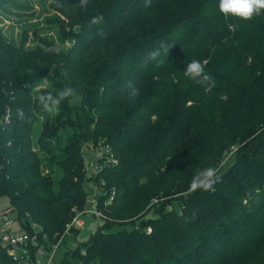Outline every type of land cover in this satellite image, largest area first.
I'll use <instances>...</instances> for the list:
<instances>
[{"label": "trees", "instance_id": "16d2710c", "mask_svg": "<svg viewBox=\"0 0 264 264\" xmlns=\"http://www.w3.org/2000/svg\"><path fill=\"white\" fill-rule=\"evenodd\" d=\"M27 2L0 0V13ZM218 5L49 0L56 40L0 34V196L25 231L61 234L85 211V182L103 179L104 227L84 255L69 252L81 264H264V11L225 19ZM192 60L207 61L214 86L184 76ZM65 88L74 95L45 110L39 97ZM98 142L117 164L87 177L83 147ZM208 167L213 190L188 194ZM171 201L179 209L165 212ZM150 204L155 217L130 221ZM115 222L131 229L111 231ZM0 264H19L2 245Z\"/></svg>", "mask_w": 264, "mask_h": 264}, {"label": "rangeland", "instance_id": "374dc122", "mask_svg": "<svg viewBox=\"0 0 264 264\" xmlns=\"http://www.w3.org/2000/svg\"><path fill=\"white\" fill-rule=\"evenodd\" d=\"M26 3L29 7L24 10H14L10 9L9 11H4L0 13V34L4 37H7L11 40H19L23 37V34H27L29 37L28 45H33V37L35 34L41 37L54 38L56 40V27L57 25L54 23H49L47 19L53 20L54 16H51L52 13L49 12V0H27ZM24 31V32H23ZM68 31V29H67ZM70 40L64 44L65 47H70ZM41 121H37L33 128V141L36 142L39 133H40ZM83 155L86 167V175L92 173V162L94 160V148H88L86 146L83 147ZM106 183V182H105ZM107 183L105 185L106 189ZM84 191L87 194V205L85 210H95L96 205V189L94 182L89 180L84 184ZM2 206L8 207V200L6 198H2ZM153 204L148 205L137 217H133L130 221H136L142 216L145 219L155 217V209L152 208ZM171 209H179L178 203L171 201L167 206L164 207V211H171ZM149 211V212H147ZM12 219H18L17 213H12ZM105 216V215H104ZM81 220V228H79L78 233L73 237L72 235L67 236L63 245L60 246L59 250L54 256L53 264H81L80 259L71 258L69 256V252L74 251L79 247L80 255H84V248L82 247L83 243H86L87 239L94 233L98 228L104 227L105 219L93 214V213H84L80 218ZM107 221H110L107 218ZM125 221V220H124ZM129 220H126L128 222ZM123 222H115L114 226L111 228V231H118L123 229H131L130 225H120ZM147 233H151V229L147 228ZM45 264V261L44 263Z\"/></svg>", "mask_w": 264, "mask_h": 264}, {"label": "built area", "instance_id": "2783aa9c", "mask_svg": "<svg viewBox=\"0 0 264 264\" xmlns=\"http://www.w3.org/2000/svg\"><path fill=\"white\" fill-rule=\"evenodd\" d=\"M117 161L113 158L108 145H103L102 142L97 143L94 149V160L92 162V174L97 176L98 173L103 171L105 167L116 165ZM105 181L101 179L95 185L96 193L98 196L106 195ZM114 196L113 191L111 196L103 206L106 207ZM157 200L155 199L153 203ZM13 208L3 207L0 196V245L4 248L6 255L19 264H53L54 256L63 245L64 239L71 235L74 228H81V220L79 219L84 213H93L102 219L105 216L102 212L97 210L76 212L71 222L65 225V229L61 234L53 236L49 240L43 229L36 223H29L28 229L22 228L19 220L12 219Z\"/></svg>", "mask_w": 264, "mask_h": 264}, {"label": "clouds", "instance_id": "9594fccd", "mask_svg": "<svg viewBox=\"0 0 264 264\" xmlns=\"http://www.w3.org/2000/svg\"><path fill=\"white\" fill-rule=\"evenodd\" d=\"M88 0H81L82 5H86ZM219 12L228 19L229 17L238 18L244 21L251 20L254 16L260 15L264 11V0H219ZM102 17H94L92 23L95 24L101 20ZM231 27V25H229ZM163 47V46H162ZM58 51V49H53ZM165 51L167 49L165 48ZM160 55V51H154L149 54L150 59H156ZM199 60H192L187 64L184 70V76L200 85H207L208 87L214 86V78L207 74L204 70V64ZM207 90V87L206 89ZM74 95L72 88H65L57 92L55 96L48 94L47 96H40L39 101L43 108L47 111H52L58 108L61 101ZM132 95H138V90L133 89ZM22 116L23 113L21 112ZM218 169L215 167H208L199 171L191 180L187 189L188 194H191L198 189L200 190H213L214 184L219 180L217 176Z\"/></svg>", "mask_w": 264, "mask_h": 264}]
</instances>
